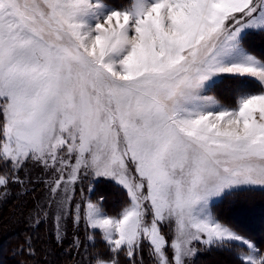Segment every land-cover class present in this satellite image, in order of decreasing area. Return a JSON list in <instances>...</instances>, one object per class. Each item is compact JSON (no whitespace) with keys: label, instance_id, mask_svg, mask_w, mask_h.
<instances>
[{"label":"snow or ice","instance_id":"snow-or-ice-1","mask_svg":"<svg viewBox=\"0 0 264 264\" xmlns=\"http://www.w3.org/2000/svg\"><path fill=\"white\" fill-rule=\"evenodd\" d=\"M257 40L264 0H0V200L46 172L57 228L85 231L83 264H143L145 249L191 264L194 244L237 243L239 264H264L214 211L264 192ZM224 82L231 104L209 95ZM101 182L125 197L116 213L83 195Z\"/></svg>","mask_w":264,"mask_h":264},{"label":"trees","instance_id":"trees-1","mask_svg":"<svg viewBox=\"0 0 264 264\" xmlns=\"http://www.w3.org/2000/svg\"><path fill=\"white\" fill-rule=\"evenodd\" d=\"M115 2L122 4L126 0H115ZM255 46L258 50H264V42L257 40ZM226 83H220L218 86L229 87ZM228 92L232 94L231 91ZM31 180L38 179L31 177ZM45 196L46 192L43 187L13 186L9 190L8 197L0 200V264H83L86 260V257L73 246L77 237L87 246L83 242L85 240L83 227L76 229L77 226L69 218L65 227V236L58 243L57 237L59 236L55 229L54 219L51 215H47L48 217L45 215ZM101 196L104 197V205L109 213L119 211L125 199L121 189L111 182L96 184L91 198L95 200ZM243 204L247 208L245 211H249L246 213H249L248 215L264 214V192L241 193L224 199L215 206V214L222 223L247 235L264 250V234L259 235L254 230L244 231L240 227L246 226L244 222L242 224L237 210ZM261 222L264 226V217L261 218ZM5 245L7 250L4 253ZM95 246L103 249V243L98 238ZM89 250L91 251V248ZM237 251H242L238 244L232 245V251L211 248L204 255L197 256L195 261L196 264H221V261L226 264L230 261L239 264L235 255ZM81 252L83 253V248ZM143 264H152V258L147 249L143 253Z\"/></svg>","mask_w":264,"mask_h":264},{"label":"rangeland","instance_id":"rangeland-1","mask_svg":"<svg viewBox=\"0 0 264 264\" xmlns=\"http://www.w3.org/2000/svg\"><path fill=\"white\" fill-rule=\"evenodd\" d=\"M114 3L115 4H119L118 2H115L114 0ZM229 84L228 82L226 83V85ZM228 91H231V85L229 84V87H226V86H217L215 88V90L213 92H210L209 95H214L217 97V99H220L222 103H227V104H231L232 102V94ZM232 92V91H231ZM27 173L30 174L31 177L33 178H37L38 180L40 179L41 181H32V183L30 184H27L26 186H29L30 188L31 187H40L45 190L46 192V196H45V201H46V205L48 204L49 202V192H48V186L47 184H45L43 181H46L49 179V176L46 172H43L41 171L40 169L38 168H30V169H26ZM87 185H88V181H85L84 184L82 185V187H84L85 189H87ZM96 186V185H95ZM91 194L92 193H89L87 190L84 191L83 195L84 196H90L91 197ZM75 199L77 201H79L81 199V195H80V192L79 190H77V193L75 195ZM222 201V200H220ZM220 201H217L216 205L220 202ZM215 205V206H216ZM245 204H243L242 206H239L238 207V214L241 216L240 218L242 219V224L244 222V224H246V226L244 225V228L242 226L241 229H243L244 231H250V230H254L255 232L259 233V235H262L264 234V226H263V222H261V218L264 217V214L262 215H259V214H255V215H248L246 214L247 212L249 211H245L247 210L246 207H244ZM249 209V208H248ZM215 211V210H214ZM37 213V216L40 217V215H38V212ZM35 213V215H36ZM45 215L46 217H48L47 215H51V217H53L54 219V215L52 213V211L49 210V208L46 207L45 209ZM69 218H65L64 220L61 221L60 223V226H59V229L57 228V224H56V221L54 219V224H55V229L57 231V235L61 238H64L65 236V227L67 225V220ZM225 225H227L226 223H223ZM79 227H82V226H79ZM78 228V226L76 227V229ZM237 232V231H236ZM241 236H244L246 237L247 239L253 241L250 237H248L247 235H244L242 234L241 232H238ZM263 238H261L262 240ZM83 242H85L87 244V241L86 239L83 240ZM254 242V241H253ZM255 243V242H254ZM238 244V243H237ZM239 245V244H238ZM257 245V244H256ZM196 249H197V254L191 258V264H196V258L197 256H200V255H204L207 251H209L210 249L206 248L203 244H194L193 245ZM258 246V245H257ZM4 253L6 252L7 250V246L5 245L4 247ZM242 250H246V249H242ZM80 254H82L81 252V249L78 251ZM1 254V253H0ZM221 264H226L224 261H221ZM227 264H237L236 262L234 263L233 261H230L229 263Z\"/></svg>","mask_w":264,"mask_h":264}]
</instances>
